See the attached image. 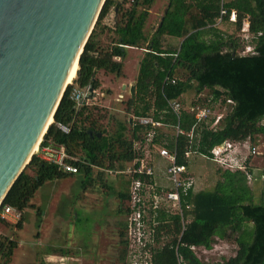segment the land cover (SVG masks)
I'll list each match as a JSON object with an SVG mask.
<instances>
[{
    "label": "trees",
    "instance_id": "16d2710c",
    "mask_svg": "<svg viewBox=\"0 0 264 264\" xmlns=\"http://www.w3.org/2000/svg\"><path fill=\"white\" fill-rule=\"evenodd\" d=\"M154 1H104L79 57L76 77L66 85L53 121L42 136V143L49 140L61 144L76 158L68 160L78 167L76 173L81 174V189L93 187L95 183L111 187L103 182L101 171L94 174L93 167L123 169L125 163L134 158L133 144L146 128L127 119L116 120L115 128L110 131L103 124L104 106L93 103L77 108L70 98L75 85L85 88L91 83L93 89L99 87L96 78L91 80L97 70L120 76L123 64L113 57L124 56L123 45L146 48L139 62L134 94L128 97L126 106L136 116L152 111L155 120L174 128L178 126L182 132L169 136L165 144L176 152V163H186L183 155L189 140L187 133L195 119L186 110L174 112L169 101L179 99L189 90L199 95L207 89L214 99L232 100L229 112L222 117L217 129L206 125L194 129L198 137L192 142L195 146L198 141L199 151H206L225 139L250 138L255 142L256 136L261 135L264 140V0H168L166 12L163 11L156 28L147 33L146 21ZM111 8H116L119 17L109 26L103 19ZM221 8L226 10L222 22L233 23L230 32L215 24ZM231 10L236 12L234 21L229 19ZM243 21H247V36H251L253 42V50L247 54L237 51L240 44L235 35ZM100 32L109 40L105 46L95 40ZM110 33L113 35L109 36ZM165 36L177 38L178 44H164ZM59 122L69 124L70 130L63 132L57 125ZM88 129L92 130L91 134ZM158 136L154 138L155 143H159ZM248 170L251 171V167ZM72 174L34 153L1 203L19 210L21 218L12 224L0 217V222L21 228L25 209L32 206L30 201L35 191L47 181ZM263 175L264 169H260L253 181L257 180L256 187L260 188V183L262 187L252 190L250 186L254 182L248 183L243 171L223 169L212 188L186 197L191 208L183 211V218H189L184 225L179 215L166 217L159 212L158 219L166 221L156 226L155 239L159 242L160 231H163L166 240L152 248V264H206L190 246L211 248L216 237L230 236H234L237 248L223 264H264ZM124 183L127 187L129 181ZM117 196L120 201L128 199L127 189H120ZM127 212L128 209L124 210ZM37 213L41 214L39 207ZM120 233L124 235V231ZM123 243L126 244V240ZM17 244L16 240L0 235V264H11Z\"/></svg>",
    "mask_w": 264,
    "mask_h": 264
},
{
    "label": "rangeland",
    "instance_id": "374dc122",
    "mask_svg": "<svg viewBox=\"0 0 264 264\" xmlns=\"http://www.w3.org/2000/svg\"><path fill=\"white\" fill-rule=\"evenodd\" d=\"M167 1L155 0L150 6L148 30L156 28ZM128 5L129 2L126 6ZM243 24L246 25V22L243 21L242 26H244ZM219 27L225 32L229 31L224 22L220 23ZM245 33L242 29L235 33L240 44L237 50L240 54H247L253 50L251 36H247V34L245 37ZM170 39L166 43L167 45L178 44L177 38ZM118 61H121V58ZM123 72L128 78L132 76L134 69L126 65ZM121 77L114 74V78L119 83H113L112 87H115V92H123V98L119 100L112 98L108 103L105 102L109 107L104 108L106 113L103 124L110 131L115 128L116 120L131 119L135 121L136 119L132 109H128L126 106V100L130 94L128 86L123 82L125 77L122 79ZM102 85L106 86V83L102 82ZM98 102L101 104L99 99L96 103ZM178 102L182 107L196 102L207 104L211 109L208 123H211L217 115L225 116L230 110L228 102L214 99L213 94L207 89H204L199 95L189 90L180 96ZM149 115H152V111L149 112ZM161 127L158 140L160 145H165L167 138L174 135L175 129L169 125ZM130 133L131 130L128 128V136ZM140 137L135 142L143 140V133L140 134ZM254 143L258 145L259 151L250 162L254 166L264 169V140L261 135L256 136ZM146 150L150 155H155L154 149L151 147ZM192 164H194L192 170L196 177L198 190L212 188L215 182L220 179L222 169L216 164L205 163L201 158H194ZM128 165L129 163H126L123 169L115 167L111 170L93 167L94 174L101 171L103 182L105 185H111L112 189L100 183L81 189L79 186L80 173L47 181L40 186L31 199L32 206L25 209L21 228L14 227L12 224L15 223L0 222V235L8 236L18 243L11 264H126L127 247L123 243L126 239V227H123L121 223L127 222L124 210L128 205L127 201L119 200L117 192L120 189H127L124 181L130 180V175L126 172ZM252 182H254L253 179L250 183ZM256 185V181L251 184L252 190L260 189ZM37 207L41 208L40 215L37 213ZM119 209H122L123 212H120ZM121 230L124 231L123 236L120 233ZM236 248L234 236L216 237L211 248L206 249L207 251L204 252L200 247L196 248L194 252L206 264H223L226 259L235 254Z\"/></svg>",
    "mask_w": 264,
    "mask_h": 264
},
{
    "label": "water",
    "instance_id": "95a60500",
    "mask_svg": "<svg viewBox=\"0 0 264 264\" xmlns=\"http://www.w3.org/2000/svg\"><path fill=\"white\" fill-rule=\"evenodd\" d=\"M104 1L0 0V205L53 121L74 62L75 79ZM81 89L83 105L94 89Z\"/></svg>",
    "mask_w": 264,
    "mask_h": 264
},
{
    "label": "built area",
    "instance_id": "2783aa9c",
    "mask_svg": "<svg viewBox=\"0 0 264 264\" xmlns=\"http://www.w3.org/2000/svg\"><path fill=\"white\" fill-rule=\"evenodd\" d=\"M226 10L221 8L218 16L215 18V24H220L225 15ZM236 12L231 10L229 14L230 20H235ZM242 31L247 35V23L243 24ZM114 60H120L119 56H114ZM174 81V79H171ZM72 83V80L70 81ZM93 90L92 97L86 101L92 100L97 92ZM85 91L74 86L70 93L75 105H82L81 101ZM226 102L232 103L231 99ZM85 103V104H86ZM89 104V103H88ZM170 108L178 113L181 110L190 112L195 121L192 129L187 133L189 136L188 144L184 151V159L186 163H176V152L169 150L164 144L154 142V138L159 134L161 126L167 124L155 120L152 115L136 116L135 123L143 125V140L134 142L133 150L134 158L129 161L126 172L130 175L129 191L127 201V222L125 224L127 258L129 264H152V248L160 246L164 243L166 235L160 231L159 242H156V226L161 222L158 219L159 212H163L166 217L168 214H176L181 217L184 225L187 220L183 218L184 209H190L191 204L186 197L196 189V177L190 169V161L194 158L210 160L218 166L230 170H241L245 173L247 182L253 179V173L248 170L251 167V159L256 157L259 147L250 138L243 140L225 139L219 144L213 145L206 151L198 150V141L193 146V138L198 137L195 128H201L206 125L208 128L215 130L219 127L222 117L217 115L211 123H208V117L211 109L207 104L198 102L191 103L187 107H182L178 99L169 101ZM63 132L70 130L69 124L57 123ZM175 135L182 132L175 126ZM148 147L154 149L155 155L147 153ZM44 160L55 163L59 168L66 172L76 173L78 167L70 160L76 158L70 155L65 147L61 144L47 141L42 143V138L38 143L35 152ZM163 162V166L160 163ZM252 168V167H251ZM264 178V175H263ZM0 217L6 219L10 223H17L21 218V212L9 204L0 205ZM190 248L195 251L198 246L191 245ZM205 252L206 248H202Z\"/></svg>",
    "mask_w": 264,
    "mask_h": 264
},
{
    "label": "crops",
    "instance_id": "0c3cea01",
    "mask_svg": "<svg viewBox=\"0 0 264 264\" xmlns=\"http://www.w3.org/2000/svg\"><path fill=\"white\" fill-rule=\"evenodd\" d=\"M150 9H149V15H148V18H147V21H146V30H147V33H150L151 31L154 30H148L147 28V24H148V19H149V16H150ZM119 15L117 13V11H115V8H111L110 12L105 16V18L103 19V23L106 24V25H109V26H112L114 24L115 21H117ZM247 23V21H245ZM223 23V22H222ZM231 24V25H230ZM224 25L226 26L227 25V28H229L227 32H230L232 30H230L231 28L233 29V23L231 22H228V21H224ZM113 33H110L109 36H112ZM170 38H173V37H169V36H165L163 37V42L164 44L168 43L171 39ZM167 42H165L166 40ZM96 42L100 43L102 46H105V43L107 44L109 42V40L107 39V36L106 34L103 32H100L97 34L96 38H95ZM124 47L125 49V53H124V56L121 57V62L123 64L122 66V70L124 71L126 65H129L130 68H133L134 69V73L132 74L131 77H128L126 76V74L123 72L120 76L122 77H125V80L123 82H125V85L129 87L130 84L132 83H135V80H136V75L138 73V68H139V62L140 60L142 59L143 55H144V52L146 51V48L145 46L143 47H134V46H122ZM127 50V51H126ZM126 59V60H125ZM113 77V79H112ZM121 77V79H122ZM94 78H96L99 82V87L95 90L98 94V96L96 95L92 100H90L88 103L89 104H93V103H96L99 99V101L101 102V106H104V107H109L108 105L105 104V102L107 101V103L109 102L110 99L112 98H116V100H119V99H122L123 98V92H115V87H112L113 83H119L118 80L116 81V79L114 78V74H111V73H105L103 70H97L95 72V75H94ZM120 81V80H119ZM102 82H105L106 83V86H103L102 85ZM182 96V95H181ZM103 102V103H102ZM86 103V104H88ZM255 158V157H254ZM203 161H205V163H214L210 160H206V159H202ZM193 160L190 161V169L192 170L193 169V166L194 164H192ZM128 163V162H126ZM125 163V164H126ZM163 162L160 163V166L162 167L163 165ZM216 164V163H214ZM217 165V164H216ZM218 166V165H217ZM220 169H224L220 166H218ZM251 171L253 173V179L254 177L258 174L260 168L254 166V164L251 165ZM121 169V168H120ZM258 169V170H257ZM262 170V169H261ZM193 171V170H192ZM258 171V172H257ZM194 173V172H193ZM195 177V176H194ZM264 180V178H263ZM129 180H127L128 182ZM257 181V180H256ZM46 183V182H45ZM129 184V183H128ZM128 184H127V189H128ZM205 189H210V188H205ZM199 190H203V189H199ZM197 189V181H196V189L194 192L196 191H199ZM37 191V190H36ZM35 191V192H36ZM128 191V190H127ZM35 194V193H34ZM34 196V195H33ZM32 199V198H31ZM127 200V199H126ZM125 200V201H126ZM30 203L32 204L33 202L30 201ZM38 208V207H37ZM40 208V207H39ZM41 209V208H40ZM127 209V208H126ZM125 209V210H126ZM187 221L189 220L186 219ZM126 224V223H125ZM124 225V224H123ZM198 247H202V246H198ZM203 248V247H202ZM207 249V248H206ZM207 251V250H206ZM51 257V256H50ZM52 258V257H51ZM126 264H129L128 263V258H127V261H126Z\"/></svg>",
    "mask_w": 264,
    "mask_h": 264
},
{
    "label": "bare ground",
    "instance_id": "6f19581e",
    "mask_svg": "<svg viewBox=\"0 0 264 264\" xmlns=\"http://www.w3.org/2000/svg\"><path fill=\"white\" fill-rule=\"evenodd\" d=\"M75 69H76V62H74V64L72 65V67L70 68L68 77H67V81H71L74 77V73H75Z\"/></svg>",
    "mask_w": 264,
    "mask_h": 264
},
{
    "label": "flooded vegetation",
    "instance_id": "af4514ba",
    "mask_svg": "<svg viewBox=\"0 0 264 264\" xmlns=\"http://www.w3.org/2000/svg\"><path fill=\"white\" fill-rule=\"evenodd\" d=\"M107 187V186H106ZM109 189H112L111 187H108Z\"/></svg>",
    "mask_w": 264,
    "mask_h": 264
}]
</instances>
